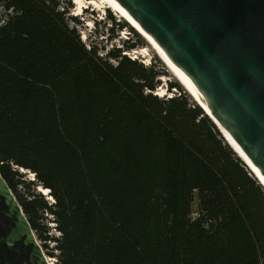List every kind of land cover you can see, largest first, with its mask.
Listing matches in <instances>:
<instances>
[{"label":"trees","instance_id":"trees-1","mask_svg":"<svg viewBox=\"0 0 264 264\" xmlns=\"http://www.w3.org/2000/svg\"><path fill=\"white\" fill-rule=\"evenodd\" d=\"M69 6L0 0V176L42 250L55 264H264L256 177L177 83L154 95L164 71L122 55L144 46L136 34L100 55ZM103 22L110 41L127 27Z\"/></svg>","mask_w":264,"mask_h":264},{"label":"water","instance_id":"water-1","mask_svg":"<svg viewBox=\"0 0 264 264\" xmlns=\"http://www.w3.org/2000/svg\"><path fill=\"white\" fill-rule=\"evenodd\" d=\"M109 1L188 78L211 118L198 106L264 178V0ZM0 264H48L1 176Z\"/></svg>","mask_w":264,"mask_h":264},{"label":"rangeland","instance_id":"rangeland-1","mask_svg":"<svg viewBox=\"0 0 264 264\" xmlns=\"http://www.w3.org/2000/svg\"><path fill=\"white\" fill-rule=\"evenodd\" d=\"M65 1H68V0H65ZM85 1H87V0H84L81 2L86 4L88 1L87 2H85ZM69 3H70V6H69L68 15L70 17L77 18V20L80 23H82V25H79L78 27H76V29H77V32L80 36L81 41L86 46H88L89 42H92L98 49H104L102 51L99 50L100 55H104V52L106 50L111 51L112 49L119 47L121 45L122 41L128 40V42L131 43L132 41L136 40V35H137L139 37V39L144 43V46L136 47L132 51H125L122 55L127 56V53L131 54V53L137 52V54L135 55L136 61H138L141 64L142 63L148 64L146 67L154 65V63H155L157 66H159V68L161 70L164 71L165 75L163 77L159 78L160 86L155 90V92L159 91V90L163 91L162 97L164 99H167V98L173 96L174 94H176V91H174V90H171L170 92L167 91L168 84L169 83H177L180 86L181 90L186 95L189 96L191 101L193 103H196L191 98V96L187 93V91L182 86V84L169 71V69L166 67V65L158 58V56L155 54L153 49L140 36V34H138V32H136L123 19L119 18V16L116 15L115 12L108 10L104 4L100 8H97V9H95L93 7L90 8L88 5H85V7H89L93 11L92 16L89 15L90 12H87L86 15L84 14L83 16H79L80 14L79 15L75 14V7L72 4V2L69 1ZM84 9L85 8H83L82 10H84ZM108 13L115 19L116 22H119L120 24H126L127 25L126 28H123L121 30H117V29L114 30L115 38L112 39L111 41L108 38L106 39L107 35H106L105 28H107V26H105L104 22H103L104 19L107 17ZM130 29H132L133 32H131ZM142 49H147L146 55L140 54ZM154 95H155V93H154ZM159 98H161V97H159ZM29 177H30V175L26 176V178L28 180H29ZM195 210H196V200L193 202V205H192L193 217L196 214ZM47 226L50 229L49 234L56 237L57 232H55L53 229L54 225L49 223V224H47ZM47 245H48V249H51L53 247V243H47ZM43 252H44L46 258L50 259L52 261V264H55V260L53 258L49 257V255L45 251H43ZM49 252H50V250H49Z\"/></svg>","mask_w":264,"mask_h":264},{"label":"bare ground","instance_id":"bare-ground-1","mask_svg":"<svg viewBox=\"0 0 264 264\" xmlns=\"http://www.w3.org/2000/svg\"><path fill=\"white\" fill-rule=\"evenodd\" d=\"M103 4L106 6V8L108 10L115 12L116 15L119 16V18L123 19L136 32H138V34H140V36L146 41V43L153 49V51L158 56V58L166 65V67L174 75V77L182 84V86L185 88V90L191 96V98L199 106H201L202 109H204V111L207 113V115L211 118L210 111H209L208 107L199 97H197L194 94L191 83L188 80V78L171 63V61L167 58V56L163 53V51L158 47V45L140 29V27L137 25V23L133 19H131V17H129V15H127L125 12H123L118 7H116L114 4H112L109 0H91V1H88L86 4L82 3L80 0H77L75 3V14L81 15V12L83 11L82 9L83 8L86 9L85 5H88L89 7H93L95 9H97V8H100ZM136 54H137V52H134L131 55H133V57H135ZM140 54L146 55L147 49H142ZM155 95L158 97H162L163 91H160V90L156 91ZM218 128L221 131L224 138L226 139V142L235 151L236 155L247 165L246 167L251 172V174L254 175V177H256V179H258L260 185H262V187H264V178L262 177L260 172L247 159L245 154L239 149V147L234 143V141L229 137V135L220 126H218ZM21 172H24V171L21 170ZM38 191L41 192L43 195H47V192H48V191L42 190V189H39ZM48 200L51 201L50 198H48ZM47 263L52 264V261L50 259H47Z\"/></svg>","mask_w":264,"mask_h":264},{"label":"built area","instance_id":"built-area-1","mask_svg":"<svg viewBox=\"0 0 264 264\" xmlns=\"http://www.w3.org/2000/svg\"><path fill=\"white\" fill-rule=\"evenodd\" d=\"M86 8H88V7H86ZM4 11H2V9H0V14L1 13H3ZM8 15H12V11L10 10V11H8ZM2 24V22H0V25ZM131 54H133V53H131ZM131 54H129V53H127V57L128 58H130L131 60H135V58L136 57H133V55H131ZM143 64V63H142ZM144 66H147L148 64H143ZM31 177L30 178H32V175H30ZM59 234L57 233V235L56 236H58Z\"/></svg>","mask_w":264,"mask_h":264},{"label":"clouds","instance_id":"clouds-1","mask_svg":"<svg viewBox=\"0 0 264 264\" xmlns=\"http://www.w3.org/2000/svg\"><path fill=\"white\" fill-rule=\"evenodd\" d=\"M68 1H70V2H72V4H73V1L74 0H68ZM80 1H84V0H80ZM87 1H89V0H87ZM86 2V1H85ZM91 8V7H90ZM89 7L88 8H86V9H84L83 10V13H82V15L81 16H83L84 14L86 15L87 14V12H90V16H92V13H93V11L90 9ZM93 19V18H92ZM126 40V39H125Z\"/></svg>","mask_w":264,"mask_h":264}]
</instances>
